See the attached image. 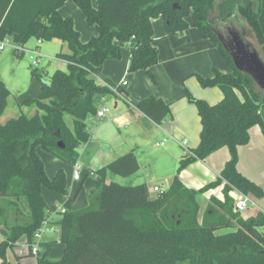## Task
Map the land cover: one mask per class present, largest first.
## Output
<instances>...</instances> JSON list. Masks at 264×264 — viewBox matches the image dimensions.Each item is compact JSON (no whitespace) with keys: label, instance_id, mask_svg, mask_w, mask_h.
<instances>
[{"label":"trees","instance_id":"1","mask_svg":"<svg viewBox=\"0 0 264 264\" xmlns=\"http://www.w3.org/2000/svg\"><path fill=\"white\" fill-rule=\"evenodd\" d=\"M65 1L0 0V41L11 38L25 47L31 38H56L69 48L57 54L67 63L66 71L56 69L48 74L35 66L30 69L40 90L19 106L34 107V112L0 120V199L8 200L17 210L12 218L3 215L0 220L7 230L0 241L2 264H10L7 248L23 235L31 242L33 233L46 219L41 187L60 194L67 190L62 169L50 178L46 175L36 146L74 165L80 156L79 146L90 138L85 120L97 111L95 96L118 98L110 87L99 85L93 77L101 75L106 59L120 57L121 45L116 41L129 49L128 72L146 69L158 62L152 20L161 18L167 34H179L188 27L187 11L200 35L217 44L232 68L229 73L213 68L210 77L196 75L202 86L221 89L222 98L215 104L185 89L184 95L195 104L199 117L197 145L178 161L167 187L153 195L145 182L124 185L106 181L109 173L127 177L139 169L133 150L98 169L87 170L79 189L90 174L99 179V188L87 196L84 207L61 212L57 223L62 253L53 259L44 250L36 264H264V234L260 231L264 213L257 211L243 217L233 211L229 195L234 187L256 198L264 196L259 184L237 170L238 146L249 141L250 128L258 124L264 135V91L235 68L230 54L216 42L205 23L215 0H96V7L91 0H74L87 23L97 30L85 42L80 40L72 17L59 13ZM258 9L256 12L249 5V13L240 12L264 52V12ZM13 51L18 58L25 52ZM258 54L264 61V53ZM116 88L124 95L120 84ZM9 96V89L0 79V117ZM132 102L157 124L169 115V104L160 97L150 95ZM66 115L71 116L72 126ZM224 146L229 157L219 176L198 189L184 186L180 171ZM223 180V199L211 195L199 218V196Z\"/></svg>","mask_w":264,"mask_h":264},{"label":"crops","instance_id":"2","mask_svg":"<svg viewBox=\"0 0 264 264\" xmlns=\"http://www.w3.org/2000/svg\"><path fill=\"white\" fill-rule=\"evenodd\" d=\"M91 3L94 7L97 6L96 0H91ZM59 13L62 16L72 17L74 28L78 30L80 40L82 42L87 41L91 36L97 34L95 25L87 23L85 14L76 5L74 0H66L59 8ZM152 27V42L156 46L158 54V62L156 64L146 69H139L132 73L128 72L127 69L130 61L129 49L123 46L120 42L116 41L121 45L120 57L106 59L102 64L101 75H97V78L94 77L99 85L106 84L110 87H115L120 84L121 88L124 90L123 93L127 101L115 98L113 95L95 96L97 109L105 104L108 101V98L112 96L114 100V112L104 118H99L95 113L93 115H89L85 120V129L89 132L90 138L86 143L79 146L81 151L79 152L80 156L77 161L80 167L85 169V173L89 169H98L118 156L133 150L139 163V169L135 173L127 177H123L128 179L137 174L141 166L149 165V168L153 166L154 161L151 157L144 153V147L146 143L155 141V146L157 143L163 142V144L157 145L156 147L164 148V150L172 156L170 161L172 178L175 174L178 161L183 156L188 154L187 149L192 150L197 144L192 147L189 146V142L185 137L178 140L175 137L170 136L172 121H169L168 116L160 124H157L139 111L135 106L131 107L129 102L133 104L132 101H137L150 95L160 97L168 104L176 102L175 104H178L181 108V113H183L182 115L186 116L190 120V122L187 120L185 122L193 127L196 124L197 126L199 125L200 132V122L196 106L192 105V103H190L184 95L185 89H187L185 84L190 78L196 75H200L202 77L212 76L213 68H217L219 71L224 73L232 71L231 66L221 54L217 44L211 38L201 36L192 21L188 22V27L179 34H167L161 18L153 19ZM182 51L183 53L187 51L183 55L206 53L207 57L204 59L202 65H193L191 68L193 70L189 72L187 70V65H182L176 60L177 56H181ZM197 96L202 95L197 94ZM220 97L222 98V96ZM120 101L125 104L127 109H117ZM174 113L177 118V111L174 110ZM111 125L115 127L116 131L111 128ZM123 131L124 135H122ZM183 139L187 140V144L185 146L181 144ZM118 142L121 145L123 142L125 146L113 153L112 150L118 148L119 146ZM241 146L239 145L238 149ZM35 150L41 158L45 173L49 178L52 177L58 169H62L64 171L65 166L68 164L45 151L39 145L36 146ZM228 157V148L225 146L220 147L210 153L206 158L200 160L209 168L211 176H206L204 179H197L198 175L197 173L193 174L192 165H187L180 171L179 178L187 188L198 189L203 185L214 181L219 176V173ZM95 163L98 167L93 166ZM237 170L254 182L256 181L250 174L241 170L239 167V160L237 162ZM89 176L95 178L93 174H90ZM110 180L111 176L108 178L107 175L106 181ZM142 181L147 183L146 180ZM92 185L93 187L91 185H85L84 182V184H82V188L79 189V186L72 187V180L69 179V182L66 181V193L63 194L50 190L46 186H42V197L47 205L46 221L49 223L50 229L44 233L42 237L40 251L36 256L29 254L24 256L28 258L34 257V260L30 262H28L26 258L19 259L20 256H18L17 259L16 256L18 254L15 256V260L11 261L6 255L7 263L36 264L37 258L44 250H48L49 257L57 259L61 255L63 248L59 239V225L57 223L60 219L61 212L64 210H76L84 207L87 202V196L99 188L100 181ZM154 186L155 184L148 187L151 195L156 193L153 191ZM222 187L223 184L221 183L219 186L208 189L200 195L199 218H201L202 212L211 195H214L219 199H223ZM47 198H52V202H48ZM260 199L261 203L259 202ZM263 200V197L257 198L258 206L264 212V206H262L264 205ZM256 212L257 211H254L251 214ZM0 226V236L1 239H4L5 236H7V230L3 227V225ZM26 242L27 239L25 235H23L16 241L15 245H19L20 247Z\"/></svg>","mask_w":264,"mask_h":264},{"label":"rangeland","instance_id":"3","mask_svg":"<svg viewBox=\"0 0 264 264\" xmlns=\"http://www.w3.org/2000/svg\"><path fill=\"white\" fill-rule=\"evenodd\" d=\"M187 13L188 14L186 15L188 16L185 15V19L188 22H191L192 21L191 16L189 15L188 11ZM5 42L6 45L2 50H0V79L4 81L5 85L9 89L10 96L8 98V104L0 117V120L2 122L6 121L8 118L18 116L20 112L32 114L34 112V107L31 108L26 106L20 107L19 103L27 98L35 97L40 90L39 81L36 78H32L30 75V69L34 66L31 63V59L29 58L30 52L25 51L24 55L21 58H18L14 55L13 48H11V46L8 45V43L14 45L16 43L11 38H7ZM35 45H38V50L41 53V57L39 58V64L37 65V69L39 71L41 72L46 71L48 74H52L56 69H60L64 71L67 70V63L63 59L57 56V54L60 52L69 51V48L65 42L53 38L51 40L41 41L40 43L37 44V39L31 38L25 44V47L32 48L35 47ZM186 52L187 51H185L184 53ZM184 53L182 51L181 56H177L176 60L180 62L182 65H187V70L189 72L193 70L191 69L193 65H202L204 59L207 57L206 53L183 55ZM185 86L194 97L202 98L205 101H207L209 104L217 103L221 98L220 96H222V91L219 87L202 86L196 76L190 78L188 82L185 84ZM197 94H200L203 97L197 96ZM113 101H114L113 97L111 96L108 98V101L105 104H103L106 105V107H108L109 109L105 113L104 117H108L114 112ZM175 103H171V104L169 103L168 119L169 121H172L170 136L175 137L178 140H181L183 137H185L189 142V146L194 147L199 139V125L197 126L196 124L193 127L187 124V122L185 121L187 120L188 122H190L189 118L182 115L183 113H181L180 106H178V104ZM190 103H192V105H195L193 102ZM121 108L127 109L122 101L119 102L117 109L120 110ZM174 110L177 111V118L175 117ZM65 119L67 120L68 124L72 126L71 116L66 115ZM111 128L114 131H116L114 126L111 125ZM122 135H124V131ZM154 143L155 141L152 142L150 141L149 143H146L144 147V153L149 157H151L154 161L153 166L151 168L148 167L149 165L148 166L143 165L141 166L137 174L131 176L128 179H125L118 175H114L112 173L108 174V178L111 176V180H114L115 182L124 185H135L143 182L142 180H146L148 187L153 186L155 184L160 189L166 188L172 176L171 167H170L171 166L170 161L172 156L170 153L168 154L164 150V148L156 147ZM118 144H119L118 148L112 150L113 153L121 148H124L123 146H125L123 142L122 145L119 142ZM242 145L243 146L240 145L241 147L238 149L239 167L244 172L250 174L256 180L255 182L259 184L264 191V139H263V133L261 132V129L258 124H255L250 128V139L246 144H242ZM78 151L80 152L81 149L78 148ZM189 165H192L193 174L197 173L198 175L197 179H204L206 176H211V171L202 161H200V159L195 160ZM93 166L98 167L96 163ZM63 172L65 174V178L67 182H69V179L72 180V187L75 186L78 187L81 180L85 176V169L82 167L80 169V175H81L80 180L73 179V166L69 164L65 166ZM98 181H99L98 178L96 177L93 178L90 176H88L84 180L85 185H91L92 187H93L92 184L98 183ZM47 200L48 202H52V198H47ZM198 200L200 202V196ZM259 202L261 203V199L259 200ZM0 207L2 208V211H0V220L4 219L3 215L5 216L9 215L8 217L10 218L11 216L12 218L14 214L17 212V210L15 212L16 208H14L16 206L9 204L8 200L6 199L4 200V198L0 199ZM256 210L258 209L256 208ZM260 210L262 209L260 208ZM254 211H250L249 213H253ZM260 231L264 234V226L260 228ZM1 240L2 239L0 236V241ZM18 249H19V245L8 247L6 250V255L8 259H10L11 261L15 260V256L17 255ZM24 258H26L28 262L34 260V257L28 258L24 256H20L19 259H24ZM0 264H1V260H0Z\"/></svg>","mask_w":264,"mask_h":264},{"label":"flooded vegetation","instance_id":"4","mask_svg":"<svg viewBox=\"0 0 264 264\" xmlns=\"http://www.w3.org/2000/svg\"><path fill=\"white\" fill-rule=\"evenodd\" d=\"M249 5H252L256 12H259L258 8L264 12V0H215L213 10L205 18V23L216 36V42L228 53L235 54L246 48L264 53L263 45L254 39L247 19L240 12H247ZM239 39L243 43H240Z\"/></svg>","mask_w":264,"mask_h":264},{"label":"built area","instance_id":"5","mask_svg":"<svg viewBox=\"0 0 264 264\" xmlns=\"http://www.w3.org/2000/svg\"><path fill=\"white\" fill-rule=\"evenodd\" d=\"M5 41H6V39L3 41H0V50H2L4 48V46L6 45ZM40 42H41L40 40H37V44ZM8 45H10L11 48H13V50H16V51L24 50V51L30 52L29 58L31 59V63H32V65L37 67V65L39 64V58L41 57V53L38 50V45H36L33 48H26L22 44H17V43L15 45L8 43ZM93 77L97 78L98 76L93 74ZM104 85H106V84H104ZM108 87H110V86H108ZM110 88L112 89L113 93L118 96V98L124 99L127 101L125 96L119 90H117L116 86L110 87ZM129 105L131 107H134V105L131 102H129ZM108 110L109 109H108V107H106V105H102L101 107H99L97 109L96 115L99 118H104L105 113ZM161 144H163V142L157 143L156 146L161 145ZM181 144L183 146H185L187 144V140L183 139L181 141ZM191 151L192 150L187 149V153H191ZM80 169H81L80 165L78 164V162H76L73 165V179L77 180V179L81 178ZM224 183H225V180L222 181V184H224ZM161 190L162 189H160L156 185L153 187V191H155V192L161 191ZM229 195L233 199V211L240 213L243 217L250 215L251 214V213H249L250 211L255 210V211L263 212L262 210H260V207L258 206L257 198L254 197L253 195L248 194V193H243L234 187L229 190ZM256 208L258 210H256ZM243 212H246V213H243ZM49 229H50L49 223L45 219L42 222V224L40 225V227L33 233L32 241L26 242L25 244H23L19 247L18 252H17L18 256H25L28 254L36 256L38 254V252L40 251V248H41L42 237H43L44 233H46Z\"/></svg>","mask_w":264,"mask_h":264},{"label":"water","instance_id":"6","mask_svg":"<svg viewBox=\"0 0 264 264\" xmlns=\"http://www.w3.org/2000/svg\"><path fill=\"white\" fill-rule=\"evenodd\" d=\"M239 41L240 43H243L241 39H239ZM229 54L235 68L238 71L249 75L254 82L264 90V61L261 59L257 51L246 48L242 50V52ZM58 144L63 147L61 141H58Z\"/></svg>","mask_w":264,"mask_h":264}]
</instances>
